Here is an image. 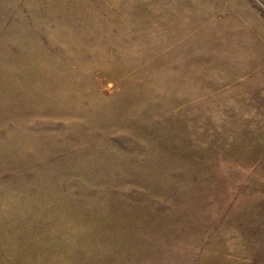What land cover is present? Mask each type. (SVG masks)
<instances>
[{"label":"rangeland","instance_id":"rangeland-1","mask_svg":"<svg viewBox=\"0 0 264 264\" xmlns=\"http://www.w3.org/2000/svg\"><path fill=\"white\" fill-rule=\"evenodd\" d=\"M0 264H264V0H0Z\"/></svg>","mask_w":264,"mask_h":264},{"label":"crops","instance_id":"crops-1","mask_svg":"<svg viewBox=\"0 0 264 264\" xmlns=\"http://www.w3.org/2000/svg\"><path fill=\"white\" fill-rule=\"evenodd\" d=\"M195 15H196L195 17H186L185 19H183L184 22H188L189 24H192L194 26L195 31H199V39L196 40V38H193L195 40V43H200V44L202 43V44H207V45L208 44L212 45L214 43H217V35L214 34V32H211L209 29V27H210L209 19L203 18L202 16L199 17L197 14H195ZM150 23H151V26H150ZM153 23H154V20H150L149 24L147 25V29H145V37H147V39H150V40L154 39V36H156L158 38L162 37L163 40L162 41L160 40V42H164L165 40H167L165 34L159 33L156 31L157 28H156V26L152 25ZM156 24H157V22H156ZM115 31H117V29H115ZM132 31L133 30H131L129 32V34L124 33L122 35L123 36H126V35L133 36L134 33ZM219 36H221L223 38L224 34L219 35ZM222 41L223 40H221L220 42H222ZM153 44H154V42H153ZM147 45H150V41L148 43V40H147ZM135 51H139V50L135 49ZM146 51H148V50L146 49ZM199 58H201V56Z\"/></svg>","mask_w":264,"mask_h":264}]
</instances>
